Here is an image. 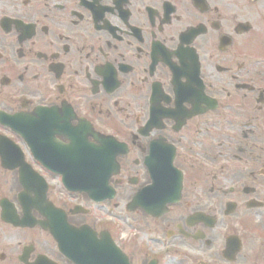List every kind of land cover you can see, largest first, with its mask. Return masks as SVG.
Listing matches in <instances>:
<instances>
[{
  "label": "flooded vegetation",
  "instance_id": "af4514ba",
  "mask_svg": "<svg viewBox=\"0 0 264 264\" xmlns=\"http://www.w3.org/2000/svg\"><path fill=\"white\" fill-rule=\"evenodd\" d=\"M48 202L131 264H264V0H0V264H74Z\"/></svg>",
  "mask_w": 264,
  "mask_h": 264
},
{
  "label": "water",
  "instance_id": "95a60500",
  "mask_svg": "<svg viewBox=\"0 0 264 264\" xmlns=\"http://www.w3.org/2000/svg\"><path fill=\"white\" fill-rule=\"evenodd\" d=\"M64 241H66V238L64 236H61V239H59L60 243L64 244ZM63 247V245H61ZM101 255V254H100ZM107 255V252L104 253V256ZM114 260L111 262V264H128L126 258L123 256L122 253L118 252L117 249L113 252Z\"/></svg>",
  "mask_w": 264,
  "mask_h": 264
}]
</instances>
